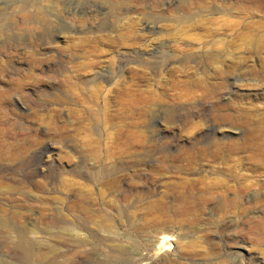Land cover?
I'll use <instances>...</instances> for the list:
<instances>
[{
  "label": "rangeland",
  "instance_id": "obj_1",
  "mask_svg": "<svg viewBox=\"0 0 264 264\" xmlns=\"http://www.w3.org/2000/svg\"><path fill=\"white\" fill-rule=\"evenodd\" d=\"M24 1L30 0H0V66L24 69L29 53L48 59L55 48L69 53L75 47L77 54L63 65L87 62L103 72L114 71L113 79L101 85L106 90L113 82L134 85L125 100L136 108L129 112L108 108L105 102L118 99L105 92L98 100L86 92L65 94L52 85V73H48L51 81L45 79L46 87L26 85L5 96L0 104V264H143L137 260L140 254L148 256L150 264H264V191L238 188L254 182L251 164L264 158V78L250 76L248 63L226 76L229 100L223 101L222 94L198 96L189 110L147 108L172 82L186 85L190 78L201 82L200 87L215 83L205 52L198 51L196 60L186 59L184 51L196 52L206 41L209 19L233 16V3L217 1V10L210 11L209 0H157L155 8L147 4L152 0H125L130 15L120 22L124 16L117 14L123 7L109 0H33L26 7ZM138 5L153 22L149 32L137 22ZM37 9L52 21L51 34L42 35L29 22L27 16L34 17ZM130 26L135 35L125 39ZM154 51L173 62L172 68H166L167 61L151 58ZM20 52L24 55L16 57ZM135 53L140 59L134 58ZM105 61L113 62L114 70L105 68ZM48 63L56 72L55 62ZM65 70L66 76L74 74ZM15 78L16 74H8L0 86ZM207 103L209 109L204 107ZM227 108L233 115L228 122L222 118ZM244 114L249 121L245 129L239 125ZM213 136L215 142L210 141ZM46 145L54 147L51 162L41 155ZM195 160L197 165L190 168ZM105 179L115 182L111 192ZM218 180L224 188L206 208L176 197L204 196L207 182ZM64 181L79 183L77 193L90 199L83 211L77 209V196L66 193ZM68 200L74 202V214L67 219L75 223L91 219L85 232L91 236L88 244L77 250L61 226ZM24 246L32 256L24 253Z\"/></svg>",
  "mask_w": 264,
  "mask_h": 264
},
{
  "label": "bare ground",
  "instance_id": "obj_2",
  "mask_svg": "<svg viewBox=\"0 0 264 264\" xmlns=\"http://www.w3.org/2000/svg\"><path fill=\"white\" fill-rule=\"evenodd\" d=\"M45 1V0H43ZM146 1V0H145ZM144 1V2H145ZM217 1H221L223 3H233V9H234V14L231 17H225V18H221L220 20H216V19H209L208 23L211 26L209 28V32L208 34H206V41L199 47V49L195 52V51H191V50H186L184 51V53L186 54V56H188L186 59H193L196 58V60L198 58H200V56H197L196 53L198 51H204L205 53H203V57L205 59H207V61L209 62V65L211 67H213V72H212V76L215 79V83L212 84L210 83L208 85L204 87H200V83H196L194 80L188 78L187 83L185 80V84L186 85H179L176 84L174 82L170 83L166 88H164L162 90V94H159L157 96V98L155 99L156 102H152L154 104L151 103V100L149 101L151 104L148 103L147 108L152 109V108H162V107H166L169 108L170 110H176V109H182V110H189L193 107V105L196 103L195 99H197L198 96H207V97H211L215 96V95H221V98L223 99V101H226L227 99L229 100V96H228V92L225 91L224 88V80L226 79V76L232 72V71H238L242 68V65L244 66L245 64H250V68L248 70V73L250 76L255 77V78H264V0H209L208 4H207V8L212 11V10H217V6L215 5ZM109 2H111L112 4H119L121 5L123 8L119 9V11H121L122 13L117 14L118 16H124L122 18H120V22L122 21V19H126L128 14V8L129 5L125 4V0H109ZM143 1H141L140 3H142ZM143 2V3H144ZM157 0H152L151 3H147L152 5L153 8H155ZM32 3H34V1L30 0V1H24V4L26 6H30ZM136 3V2H135ZM101 4H104L103 2ZM93 8V7H92ZM133 8V7H132ZM142 6L138 5L135 8L136 14L138 13L139 18L137 19L138 24L143 28V30L149 32L152 30L153 28V22L150 21L149 19H147L144 15L141 14L142 11ZM85 10V9H84ZM97 10V9H96ZM81 12V11H80ZM112 11L109 9L108 13H111ZM91 13V12H90ZM93 13V12H92ZM85 14V13H84ZM27 15V14H26ZM94 15V14H93ZM111 17V14L109 15ZM24 18H26L24 16ZM27 18H29V22L31 24H34L35 29H37L42 35H49L52 32V21L48 18V16L46 15V13L44 11L40 12V10H36L35 11V15L34 17L32 15H28ZM88 18V17H87ZM129 19V18H128ZM127 22V21H126ZM125 23V21H124ZM29 24V23H28ZM13 25V24H12ZM126 25V24H125ZM129 25V24H128ZM216 25H218V27H216ZM15 26V28H17V25H13ZM126 27V26H125ZM126 29V28H125ZM126 31V30H125ZM135 31V30H134ZM134 31L132 29V26H130L127 29V32H125V34L122 36L125 39L127 38H131L133 37ZM219 31H222L221 35L223 36V38L219 39ZM137 38V37H136ZM137 41V39H136ZM135 41V42H136ZM126 43V42H125ZM134 43V42H133ZM136 44L138 45V47L141 45L140 42H136ZM75 45V44H74ZM129 45L130 44H126ZM125 45V46H126ZM144 45V44H143ZM70 46V45H69ZM124 46V47H125ZM133 46V45H132ZM143 48V47H142ZM80 49V48H79ZM82 49V48H81ZM141 49V48H140ZM77 49L75 47H70V52L67 53L66 51L62 50V49H57L55 48L52 52L50 51V56L48 57H40L39 55L35 54V53H29V55L26 56V65L24 66L25 68H21L20 66H12L9 67L7 65H1L0 66V80H5L4 78H7L8 74L10 73H14L17 75V78H15V80L11 81L10 84L6 85V86H0V104L2 103L3 99L5 98V96L12 92V91H16V92H21L24 87L27 86H37V85H41V87H46L45 83L47 82L45 79L49 78L50 76H48V73H52V76L50 77L52 80V85L56 86L57 90L60 88V90L62 89L63 93L65 94H76L77 91H79L81 94H84V92L89 93L90 97L94 100H98L102 93L105 92V96L109 98V96L114 99L117 98L118 101L116 103L113 104H108V102L106 104V106L108 108H114L116 110L119 111H128L131 110L133 108H136L135 105L132 104L131 101L125 100L126 98H128V96L131 94V87L134 86L131 83V86H125V82H121L118 83H114L112 84L110 89L104 88L103 85H101V83L103 82H107V81H111L112 78V73L114 74V71L110 72V71H102L100 70L99 67H97L95 64L93 63H82L79 65H71V66H66L63 65L66 63H69V59L72 56H75L77 54ZM87 51V50H86ZM90 52V51H87ZM242 52H245V55H241ZM122 53V52H121ZM28 54V53H27ZM150 54V53H149ZM157 54L159 55V57L157 56ZM23 56V52L17 53V56ZM119 55V54H118ZM151 58H159L161 59V61H167L166 64V68L167 69H171L173 66V62H168L169 60H166L167 57L162 56L160 53H158V51H154L153 53L150 54ZM197 56V57H195ZM15 57V58H16ZM19 58V57H18ZM134 58H139L140 59V55L138 53L134 54ZM123 60V55H121L120 59L118 60V65L122 62ZM48 62L54 63V65L56 66V72L55 70L51 69V65H49ZM160 63V61H157L156 64L158 65ZM249 64L247 66H249ZM49 65V66H48ZM105 65V68H109L110 70H112L113 68H115L114 63L110 62V61H105V63L103 64V66ZM163 66V65H162ZM165 67V66H164ZM54 68V67H53ZM118 71L121 72V68L122 66H118ZM65 69H69V71L71 70V73H82L81 76H66L65 74H63L62 72ZM158 68H156L157 70ZM21 71H24V73H20ZM114 70V69H113ZM139 70V69H138ZM142 70V69H141ZM139 70V71H141ZM161 70V69H160ZM67 71V70H65ZM64 71V72H65ZM137 71V70H136ZM241 72V71H240ZM70 73V72H69ZM138 73V72H137ZM136 73V74H137ZM173 73V72H172ZM171 73V74H172ZM242 73V72H241ZM61 75L60 77H63L62 79H59L58 76ZM10 78V76H9ZM49 78V80H50ZM133 79V78H132ZM143 79V78H142ZM50 80V81H51ZM184 80V78H183ZM197 80V79H196ZM61 81L63 82V84H61ZM129 81V80H128ZM135 81V80H134ZM168 81V80H167ZM174 81V80H173ZM177 81V80H176ZM175 81V82H176ZM205 81V80H204ZM137 82V81H136ZM207 82V81H206ZM210 82V81H209ZM9 83V82H8ZM93 83V86L90 88H87V85ZM108 83V82H107ZM128 83V82H127ZM169 83V82H168ZM179 83V82H178ZM129 84V83H128ZM127 84V85H128ZM158 85V84H157ZM165 85V84H164ZM202 86V84H201ZM48 87V86H47ZM136 88V87H135ZM41 89V88H40ZM133 89V88H132ZM152 90V89H151ZM137 91V90H136ZM135 91V92H136ZM161 91V90H160ZM134 92V93H135ZM146 92V91H145ZM15 93V92H14ZM140 93V92H139ZM156 93V92H155ZM141 95V93H140ZM81 96V95H79ZM104 96V95H103ZM135 96V95H134ZM146 96V95H145ZM144 96V97H145ZM148 96V94H147ZM146 96V97H147ZM151 96V94H150ZM137 97V96H136ZM143 97V98H144ZM220 97V96H219ZM218 97V98H219ZM141 98V97H140ZM201 98V97H199ZM204 98V97H203ZM217 98V99H218ZM220 98V99H221ZM152 99V98H151ZM130 100V99H129ZM132 100V99H131ZM143 100V99H142ZM93 101V100H92ZM116 101V100H115ZM219 101V99H218ZM193 102V104H192ZM217 102V101H216ZM111 103V102H110ZM144 103V102H143ZM146 103V102H145ZM215 103V102H213ZM230 103V102H229ZM104 104V106H105ZM100 105V104H99ZM206 106H204L205 108L210 107V105L207 103L205 104ZM94 106V105H93ZM212 106V105H211ZM96 108H100L98 106H95ZM203 107V109H204ZM228 107V106H227ZM244 107V106H243ZM94 109V108H93ZM168 109V110H169ZM218 109V110H217ZM231 109V108H230ZM219 111V107H213L211 109ZM223 110V109H222ZM241 110V109H240ZM134 111V110H133ZM249 111V110H247ZM129 112V111H128ZM224 113H222V118L228 122L229 120L231 121V119L233 118V115L231 113V111H229V109H225L223 111ZM247 113V112H246ZM245 113V114H246ZM242 116V119L240 120V127H243V129L247 128L249 126V121L247 120L246 115ZM221 116V115H219ZM251 116V115H249ZM252 119V118H251ZM168 120V119H167ZM233 120V119H232ZM186 121V120H185ZM237 121V120H236ZM252 121V120H251ZM178 122V121H176ZM179 123V122H178ZM183 123V122H182ZM225 123V122H224ZM255 123V122H254ZM53 124V123H52ZM177 124V123H176ZM226 124V123H225ZM256 124V123H255ZM183 125V124H182ZM210 125V124H209ZM51 126V125H50ZM57 126V124H56ZM178 126V125H177ZM217 126V125H216ZM262 127V126H261ZM217 128V127H216ZM220 129V128H219ZM241 129V128H240ZM242 129V130H243ZM253 129V128H252ZM263 129V128H262ZM240 131V130H239ZM212 133V132H211ZM248 135V134H247ZM252 135V134H251ZM216 136V135H215ZM247 137V136H246ZM245 137V138H246ZM250 137V136H249ZM1 138V137H0ZM244 138V137H243ZM216 137H210V141L215 142ZM253 139V138H252ZM246 140V139H245ZM244 140V141H245ZM1 141V140H0ZM243 141V142H244ZM2 142V141H1ZM0 142V152L1 149H3V144ZM258 142V141H257ZM256 142V143H257ZM260 142V141H259ZM5 143V142H4ZM232 143V142H231ZM230 143V145H231ZM247 144V142H244ZM251 143V142H250ZM253 143V142H252ZM216 144V143H215ZM264 144V143H263ZM208 145V144H207ZM245 145V144H244ZM243 145V146H244ZM259 145V144H258ZM261 145V144H260ZM212 146V145H211ZM218 146V144H217ZM229 146V145H227ZM191 147V146H190ZM204 147V146H203ZM202 147V148H203ZM207 147V146H205ZM216 147V146H215ZM247 147V145H246ZM250 147V146H249ZM247 148V149H251V148ZM260 147V146H259ZM212 148V147H211ZM210 148V149H211ZM230 148V147H229ZM239 148V147H238ZM255 147H253L254 150ZM189 149V148H188ZM191 149V148H190ZM199 149V148H198ZM208 149V148H207ZM220 149V148H219ZM237 149V148H235ZM234 149V151H236ZM52 150H54V147L51 145H46L44 148V153L41 155H43L45 157L46 155V160H48L49 162L53 161L54 158L52 157V155H49L50 152H53ZM94 150V149H93ZM204 150V148H203ZM216 150V149H215ZM244 150V149H243ZM252 150V149H251ZM258 150V149H257ZM96 152V151H93ZM212 152V151H211ZM256 152V151H254ZM203 153V152H202ZM262 153V152H261ZM4 154V153H3ZM2 154V155H3ZM199 154V152H198ZM215 154V153H214ZM260 154V153H259ZM95 155V154H94ZM201 155V154H200ZM195 156V154L193 155V157ZM204 156V155H203ZM249 156V155H248ZM168 157V156H167ZM181 157V156H180ZM190 157V156H189ZM197 157V156H196ZM195 157V158H196ZM220 157V156H218ZM223 157V156H222ZM0 158H1V153H0ZM256 158V157H254ZM164 159V158H163ZM165 159L166 156H165ZM171 159H173V156H171ZM175 159V158H174ZM173 159V160H174ZM190 159V158H189ZM188 159V160H189ZM200 159V158H199ZM217 159V158H216ZM231 159V158H229ZM1 160V159H0ZM3 160V159H2ZM93 160V159H92ZM95 160V158H94ZM172 160V161H173ZM187 160V159H186ZM205 160H206V156H205ZM225 160V159H224ZM193 161V160H192ZM223 161V160H222ZM221 161V162H222ZM232 161V160H230ZM229 161V162H230ZM234 161V160H233ZM239 161V160H238ZM250 161V159H249ZM190 162V160H189ZM210 163V160L208 161ZM212 162V161H211ZM225 162V161H224ZM227 162V160H226ZM247 162V161H246ZM252 162V161H250ZM170 163V162H169ZM167 163V164H169ZM177 163V162H176ZM217 163V162H216ZM233 163V162H232ZM231 163V166H232ZM245 163V162H244ZM204 164V163H203ZM206 164V163H205ZM213 164V163H212ZM219 164V162H218ZM249 164V163H248ZM251 164V163H250ZM172 165V164H170ZM181 165V164H180ZM196 160L195 162H191L188 164V166L190 168L196 166ZM209 165V164H208ZM201 166V165H200ZM204 166V165H203ZM176 167V166H175ZM188 167V168H189ZM225 167V166H224ZM251 178L254 179V182L249 183V184H243L241 186H239V190L242 191L244 189H250L253 188L256 192H263L264 191V158L263 157H258L255 159L254 162H252L251 164ZM63 168V167H62ZM161 168V167H160ZM164 168V167H163ZM177 168V167H176ZM175 168V169H176ZM202 168V167H201ZM223 168V167H222ZM235 168V165H234ZM233 168V169H234ZM36 169V168H35ZM61 169V168H60ZM169 169V168H168ZM181 169V168H180ZM179 169V170H180ZM221 169V168H220ZM224 169V168H223ZM227 169V168H226ZM231 169V167L229 168ZM236 169V168H235ZM245 169V167H244ZM167 170V169H166ZM186 170V169H185ZM190 170V169H189ZM248 170V169H247ZM261 170V171H260ZM234 171V170H233ZM232 171V172H233ZM33 172V171H32ZM231 172V177L234 178L236 177L237 174H233ZM235 172V171H234ZM249 172V171H248ZM35 173V172H34ZM66 172H63V174H65ZM190 173V172H189ZM225 173V172H222ZM236 173V172H235ZM61 174V173H60ZM58 175L59 177H61L62 175ZM228 174V173H227ZM248 175V174H247ZM79 176H85V174L79 175ZM227 176V175H226ZM58 177V178H59ZM244 177V176H243ZM28 178V177H26ZM33 178V177H32ZM29 179V178H28ZM27 180V179H25ZM94 181V180H93ZM105 181V182H104ZM189 181V180H188ZM205 182V181H204ZM103 183L108 187H110V192H111V187H113L114 185V180H108L105 179L103 180ZM190 183V182H189ZM40 184V183H39ZM100 184V183H99ZM239 184V183H238ZM36 185V183H35ZM224 185V183H223ZM222 185V183L218 181H212V182H207L206 188H204L203 190H205L206 192L204 193V196H199L196 199L192 198L190 195H185L183 196V194H176L177 199H182L185 202H187L188 204L191 205H197V206H204L206 208V206L208 205V201L211 200V198L215 195V193L217 194V191H222V189L224 188ZM37 186H39L37 184ZM77 187L81 186L79 185V183L73 182V181H64L63 182V188L66 190V193L68 194V196L70 197L71 194L77 196L76 198V206L77 209L80 211L84 210V205L86 203V197H84L83 195H81V191L78 194L77 192L79 191V189H77ZM192 187V186H191ZM228 188V187H227ZM237 189V188H236ZM226 190V189H224ZM127 191V190H126ZM186 191V190H185ZM239 191V193H240ZM109 192V190H108ZM122 192V191H121ZM226 193V191H224ZM83 193V192H82ZM222 193V192H221ZM238 193V194H239ZM86 194V193H84ZM192 194V193H191ZM89 195V194H86ZM118 195V194H117ZM121 195V194H120ZM195 195V194H194ZM241 195V193H240ZM256 196V195H255ZM72 197V196H71ZM70 197V198H71ZM92 197V196H90ZM215 197L217 198V196L215 195ZM75 198V197H74ZM120 198V197H119ZM254 198V196H253ZM53 199V198H52ZM90 200V199H89ZM87 200V201H89ZM216 200V199H214ZM98 201V200H97ZM122 201V200H121ZM125 201V200H124ZM176 201V200H175ZM183 201V202H184ZM254 201H257L254 199ZM182 202V203H183ZM215 202V201H214ZM73 203L70 200H68L67 202V208H66V212H65V217L64 220L62 222V229L65 235V237H69L70 239H72L75 243H76V250L78 248H82L84 246H86L88 244V240L91 236L88 235V224H90V220H83L82 223H75V221L67 219V217H73L74 211H73ZM90 203H92L90 201ZM107 203V202H106ZM207 203V205H205ZM212 203V202H211ZM110 203H108L109 205ZM113 204V203H112ZM214 204V203H213ZM221 204V203H220ZM259 204V203H258ZM217 205V204H216ZM186 206V204H185ZM111 208V207H110ZM221 207H219L220 209ZM189 209V208H188ZM152 211V209H149ZM184 210V209H183ZM206 210V209H205ZM80 211V212H81ZM73 213V214H72ZM78 213V212H77ZM187 213V212H186ZM53 215V214H52ZM191 215V214H190ZM90 216V215H89ZM197 216V215H196ZM84 217V216H83ZM88 217V216H87ZM192 217V216H191ZM57 219V218H56ZM55 219V220H56ZM187 219V218H186ZM77 220V219H76ZM80 221V220H79ZM87 222V223H86ZM99 222V221H98ZM103 222V221H102ZM105 222V220H104ZM58 223V222H57ZM56 223V224H57ZM101 224V223H100ZM59 225V224H58ZM98 225V224H97ZM107 225V224H106ZM60 227V226H59ZM107 227V226H106ZM100 228V227H99ZM98 228V229H99ZM110 228V227H109ZM157 228V227H156ZM111 229V228H110ZM161 229V228H160ZM90 230V229H89ZM102 230V229H101ZM155 232V231H154ZM161 232V231H160ZM62 233V234H63ZM110 233V232H109ZM157 234V233H156ZM109 235V234H108ZM159 235V234H158ZM111 237V235H109ZM162 237V235H161ZM164 237V236H163ZM160 238V237H159ZM153 240V239H152ZM151 240V241H152ZM156 240H158L156 238ZM150 242V241H149ZM163 243H165V241L160 242V245H162ZM20 244V243H19ZM169 244V243H168ZM23 245V244H21ZM168 246V245H167ZM24 248V253L27 256H32V252L30 251L29 248L27 247H23ZM166 252V251H165ZM66 252L64 251V256H65ZM40 253H36L35 256H40ZM140 257H138V261L139 262H143V264H150L148 260H150V258L148 256L143 257L144 255L141 256V254L139 255ZM148 261V263H147ZM146 262V263H145ZM136 263V262H135Z\"/></svg>",
  "mask_w": 264,
  "mask_h": 264
}]
</instances>
